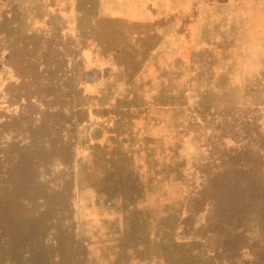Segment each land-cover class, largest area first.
Instances as JSON below:
<instances>
[{
  "label": "rangeland",
  "instance_id": "rangeland-1",
  "mask_svg": "<svg viewBox=\"0 0 264 264\" xmlns=\"http://www.w3.org/2000/svg\"><path fill=\"white\" fill-rule=\"evenodd\" d=\"M92 2L0 0V45L37 55L42 37L58 35L79 50L88 115L76 130L74 204L87 264H215L175 232L221 117L236 130L246 111L259 115L264 133V0ZM12 78L0 65V108Z\"/></svg>",
  "mask_w": 264,
  "mask_h": 264
},
{
  "label": "trees",
  "instance_id": "trees-1",
  "mask_svg": "<svg viewBox=\"0 0 264 264\" xmlns=\"http://www.w3.org/2000/svg\"><path fill=\"white\" fill-rule=\"evenodd\" d=\"M30 47L0 45L13 77L0 108V264H87L74 204L76 130L88 115L79 50L58 35L42 37L37 55ZM259 118L246 111L231 130L232 117H221L205 161L193 163L200 183L184 196L175 233L200 242L215 264H264ZM236 136L242 142H224Z\"/></svg>",
  "mask_w": 264,
  "mask_h": 264
},
{
  "label": "crops",
  "instance_id": "crops-1",
  "mask_svg": "<svg viewBox=\"0 0 264 264\" xmlns=\"http://www.w3.org/2000/svg\"><path fill=\"white\" fill-rule=\"evenodd\" d=\"M74 1V0H73ZM93 2L92 3H95V0H92ZM96 2H97V4L99 5V3H100V0H96ZM73 8L74 9H76L75 8V6H73ZM64 10H66V8L64 9ZM75 11V10H74ZM77 11V10H76ZM93 11H94V9H93ZM64 12V11H63ZM62 12V13H63ZM114 14H117L116 13V11L114 10V12H113ZM141 11H136L135 12V9H130V10H126V12H124L123 14L125 15V16H138V15H143V16H147L148 15V12L144 9L143 10V12L141 13ZM159 13V11L157 12V14ZM96 14L99 16L100 15V12H99V9H97L96 10ZM94 15V14H93ZM105 15H108V13H106ZM113 15V14H112ZM165 15H167V12L165 13V14H161V13H159L158 14V16L159 17H164ZM169 15V14H168ZM57 17H60V18H62L61 17V13H57V15H56ZM63 27L62 26H60V29H62Z\"/></svg>",
  "mask_w": 264,
  "mask_h": 264
},
{
  "label": "water",
  "instance_id": "water-1",
  "mask_svg": "<svg viewBox=\"0 0 264 264\" xmlns=\"http://www.w3.org/2000/svg\"><path fill=\"white\" fill-rule=\"evenodd\" d=\"M99 134V132L98 131H95V136H97Z\"/></svg>",
  "mask_w": 264,
  "mask_h": 264
}]
</instances>
